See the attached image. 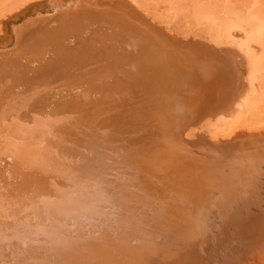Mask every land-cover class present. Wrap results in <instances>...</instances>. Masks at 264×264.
<instances>
[{
    "label": "bare ground",
    "instance_id": "bare-ground-1",
    "mask_svg": "<svg viewBox=\"0 0 264 264\" xmlns=\"http://www.w3.org/2000/svg\"><path fill=\"white\" fill-rule=\"evenodd\" d=\"M84 1H47L53 13L15 27L12 51L0 20V264H264V124L245 123L258 110L252 39L199 33L192 46L144 0ZM160 64L161 92L180 94L187 127L202 122L184 137L148 106L159 82L145 68Z\"/></svg>",
    "mask_w": 264,
    "mask_h": 264
},
{
    "label": "rangeland",
    "instance_id": "rangeland-1",
    "mask_svg": "<svg viewBox=\"0 0 264 264\" xmlns=\"http://www.w3.org/2000/svg\"><path fill=\"white\" fill-rule=\"evenodd\" d=\"M42 1H44V4L46 6L45 5L40 6V7L34 6L36 3H39ZM47 1H49V0H0V20L4 21V22H2V24L1 23L0 24L1 25L4 24L2 29L4 30L3 32L5 33V34L2 33L1 35H4L6 37V38L3 37V39H7V38L9 39V41L7 40V42H9V43L5 44L7 46L10 45L8 47L9 51H12L13 50L12 48H16L17 46H19L16 42V37L14 34L15 33L14 32L15 27L21 25L27 18H29L31 16H35V15L40 14V13H42V14L53 13L54 8L51 7L50 5H47V3H46ZM60 1H62L63 2L62 4H64V7L67 8V7L80 6L84 0H82L81 2H77V3H76L77 0H60ZM100 1L102 2L100 5H98L95 0L92 2H93L95 7H97V5H98L99 6L98 8H103V9L105 8V6L106 7H110V6L114 7L116 5L115 4V5L109 6V4H110V3H108L109 0H100ZM144 1H145V3L147 2L146 5L149 8L150 12H153L154 9L158 8L157 10H159V12L157 10L156 11L160 14H163V12H164V15L166 14L167 18L173 23V25L175 27H180L182 32H189L191 35L188 37L189 39L187 41H192V46H194L193 44H195L194 41L198 42V40H203L199 36H197V37L194 36L195 34L196 35H201V34L202 35H211V36L220 37V38H221V36L222 37L227 36L226 37L227 39L229 36L232 35L231 38L229 37V39L231 40L233 38L232 41H234V42L242 40L246 36L250 37L252 39V41H251L253 44L252 45L253 46L252 53L254 55H256V57L258 58V62L256 65H254L252 67V71H251L253 78L255 77L254 82H252V85L253 84L254 85L252 86L253 92H252L251 97H253L255 104L258 106V108H256V110L257 109L258 110H257V112L254 111V113L251 114L252 116L250 115L249 117H247L245 120V123L249 124V125L251 123L255 124V122H256V124H258V122L264 124V119H263L264 115L258 114L259 112L264 113V0H144ZM87 3L89 4V0L87 1ZM140 11H142L145 14V16L147 18H149L148 20L151 23L155 24L157 26V28L165 31L166 33H168L171 36L174 35L173 33L167 32L165 30V28L162 26V24L155 23L146 12H144L143 10H140ZM149 11L147 10L148 13H150ZM14 16H18V17L13 18ZM177 29H179V28H177ZM223 32H224V34L225 33L226 34L222 35ZM155 33H157V32H155ZM199 33H201V34H199ZM220 33H221V35H220ZM233 33L234 34L236 33V34L234 35ZM239 33H240V36H239ZM7 34H9V35L7 36ZM150 35H152V33ZM154 35H156V38L153 39L154 41H152V45L155 44V47H156V45L159 44L158 43L159 40L162 38H165V36L161 35L159 33L154 34ZM233 35L236 39H234ZM241 35L242 36L244 35L245 37L243 36L241 38ZM13 37H14V39H13ZM11 38H12V40H11ZM175 38L177 41H180L179 38L183 39L182 36L175 37ZM185 39H187V38H185ZM10 40L12 41V44H11ZM28 41H31V40H28ZM178 43L179 42H177V44ZM189 44H191V43H189ZM22 45H24V44H22ZM161 46L164 49V51H166L169 48V45L165 44V43L164 44L161 43ZM176 46L179 47V45H176ZM155 47H154V50H155ZM9 48L12 50H10ZM8 50H1V48H0V53L9 52ZM172 55L174 57L178 56V60H179V57H180L179 53H176V51H173ZM164 58H166V57H164ZM173 59L175 62H178V60L176 58H173ZM234 63L236 66L235 61H234ZM239 64L240 63H237V65H239ZM170 66H172L173 68H177L176 63L175 64L170 63ZM148 67L149 68H147V67L145 68V71L151 72L150 78L155 77L154 81L159 82V87L156 84L152 89V91L154 93H156V94L158 93L159 97L156 98V96H155V99H153V98L148 99V98H150V96L146 97L147 102L150 103L148 105L149 108L152 110L155 107H157V109L159 111L156 108H155L156 109L155 111H158V113H159L158 116L160 118H162L163 120L170 119L171 121H174L175 123H174L173 129L171 128L174 132V135L182 133V136L184 137V132L186 130L188 131L191 128H194L196 126L198 127L199 124L202 122L194 123V124H192L194 126L188 125L189 127H187L186 121L183 119V117H185V112L182 114L179 112V110L177 108H175V109L173 108V106L175 107L176 104H181V103H179L181 101H178L179 100L178 96H180V94L176 95V94L172 93V96L170 98H166V96L163 94V91L166 92L168 88L167 87L165 88L166 85L164 87H162V82L160 80L158 81L159 75L156 73L160 69H162L163 71L169 70V69L165 66L163 67L161 64L160 65H152L151 67L149 65ZM180 67H182V66H180ZM239 68L242 69V74H246L247 70H248V65H246V62H244V63L242 62L240 64ZM177 76L178 75H175L174 77H177ZM146 83L148 84V81H146ZM183 85H184L183 83L174 82L173 88L178 89ZM161 90H163V91L161 92ZM180 91L183 93V90H180ZM170 103H171V106L169 108ZM220 115H222V114H220ZM260 115H262L263 118H261ZM218 116H219V114H218ZM256 117H258V119H256L257 121H254ZM259 118H261L262 120L260 119V121H259ZM231 121L235 122L234 120H225V122L224 121L217 122L218 131L216 133H219L220 130L222 133L226 132V130L228 131L231 128V125L229 126ZM258 125H261V124H258ZM255 126H257V125H255ZM186 145L188 146V144H186ZM185 149L186 150H185V156L184 157L189 159V157L194 156L193 154L190 153L191 149H192L190 146L185 147ZM201 155H202L201 153H198V157ZM198 157H197V159L195 158L197 160L196 162L199 161ZM187 162L191 163L190 160H188ZM199 162L200 163L193 164V165H200L201 162H204V161L200 160ZM171 166H172V168L169 169V171L172 172V170H174V168H176V167H175V165H171ZM206 167L207 166H203V168L201 170L202 173H203V171L206 170ZM172 175L174 176V172ZM185 176L186 175L183 174V177H185ZM188 180L191 181V177L186 176L185 177V182H187L186 184L190 183V181H188ZM211 180H213V179H211ZM211 180L206 181V184L208 182L210 184L212 182ZM192 181H194V180H192ZM201 185L203 186V184H201ZM173 193L172 194L164 193V194H162V196H164L162 198H164L166 200L167 204H169V201H170V205L178 207V206H180V203L182 202L180 198H183V197H181V196L177 197ZM165 196L167 197V199ZM169 196H170V198H168ZM174 199L178 200L177 204H174L171 201ZM184 199H186V198H183V200ZM206 200H209V199L208 198L205 199L200 204L208 203V201H206ZM197 206L198 205H196V207ZM191 208H192V206L190 205V209L187 210V212H186V214H188L189 216L195 214L193 212H192L193 214L190 213V211L192 210ZM177 213L175 215L177 217H180L179 214H177ZM177 217L175 218V220L179 219ZM172 221H170V222H172ZM174 222H173V224H174ZM135 238L137 240L142 239L143 242H147L150 239L155 240V241L160 240V238L158 236H156L154 238H147V237L141 235V236H138ZM195 242H196V239H193L192 244L197 245V243H195ZM137 244L141 245V243H137ZM127 254H129V253H127ZM202 255L203 254H200L199 260H200L201 264H204V261L201 260ZM204 255H206V254H204ZM260 255L261 254H259L257 256V258L259 257L258 259L255 258L252 260L251 258L250 259L245 258V259L240 260L239 262H236L234 264H259V262L263 263V262H261V260H263L261 258L262 255L261 256ZM208 261L209 260H207V262ZM205 264H207L206 261H205ZM208 264H209V262H208Z\"/></svg>",
    "mask_w": 264,
    "mask_h": 264
}]
</instances>
